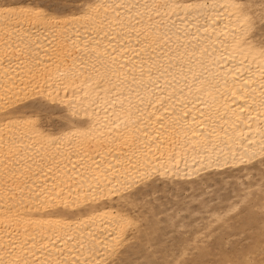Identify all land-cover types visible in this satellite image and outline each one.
<instances>
[{
    "label": "snow or ice",
    "instance_id": "6c2138e0",
    "mask_svg": "<svg viewBox=\"0 0 264 264\" xmlns=\"http://www.w3.org/2000/svg\"><path fill=\"white\" fill-rule=\"evenodd\" d=\"M77 2L81 6L72 17L75 36L69 34L68 22L45 11L44 3H0V20L16 23L14 34L0 35V72L7 75L14 62L26 69L33 83L37 78L33 73L43 72L45 82L51 80L36 55L46 45L48 63L53 62V53L57 61L59 79L54 82L62 90L78 88L83 111L98 115L99 109L112 123L91 140L67 145L69 151L61 150L62 138L45 136L35 127L34 135L41 139H33L30 130L25 135L32 143L23 147L10 143L7 151L0 150V163L6 168L13 165L0 173L5 181L18 177L27 185L33 177L58 174L71 184L75 175V186L80 191L87 188L86 202L94 198L93 191L119 185L114 190L130 197L131 204L136 199L131 190L151 176L145 161L153 145L146 129L148 120H156L157 105L167 114L156 120L160 129L167 121L171 137L165 143L178 150L173 161L190 156L198 171L247 166L258 158L259 175H242L226 192H206L192 211L218 214L199 228L175 224L163 236L147 222L137 224L127 212L120 217L118 231L103 238L90 225L32 220L16 209L15 236L7 243L0 239V264H264V231L258 243L252 241L243 251L227 248L224 257L208 259L214 254V240L232 221L241 217L264 221V0ZM216 9L226 15H213ZM180 16L194 17L195 33L187 25L177 26L174 17ZM200 20L205 23L197 27ZM257 33L259 39L253 43ZM193 98L204 110L189 120ZM253 125L260 151L234 152L238 143L241 149L245 143L255 146L253 137L244 134L252 132ZM159 135L153 133L156 143ZM218 196L227 207L206 211ZM23 211L32 209L25 206Z\"/></svg>",
    "mask_w": 264,
    "mask_h": 264
},
{
    "label": "bare ground",
    "instance_id": "6f19581e",
    "mask_svg": "<svg viewBox=\"0 0 264 264\" xmlns=\"http://www.w3.org/2000/svg\"><path fill=\"white\" fill-rule=\"evenodd\" d=\"M209 2L222 4L225 0H209ZM0 3L15 6L16 0H0ZM80 6L79 4L66 12L51 10L53 16L61 21L68 22L69 34L73 36L76 35V32L73 30L75 22L72 21V17L78 15ZM49 10V8H45V11ZM212 14L226 15L220 9L214 10ZM174 19L178 27L187 25L190 33L196 32V28L192 27L194 17L187 16L185 18L180 16L174 17ZM181 21H183V24ZM204 23V20L198 21L197 27ZM15 28L16 23L14 20L8 21L7 24L0 20V35L5 31L14 34ZM210 34L211 29L209 30ZM199 35L205 36L202 30ZM258 39L259 34L257 33L253 43L257 42ZM47 53L48 48L43 44L36 52V55L40 61L44 62L45 67L48 68L52 76V79L47 80V82H45L44 73L41 72L39 75L33 73L37 76L35 83H33L26 69L23 67L17 68L14 62L7 75L0 72V150L7 151L10 143H14L19 147L32 143L25 135L30 130H33V139H41V137L34 135V129L38 126L39 131L44 133L45 136L62 138L65 147L61 150L69 151L67 145H78L82 141L91 140L93 136L99 135L100 132H106L105 125L112 123V118L109 117L106 120L99 109H97L98 115H94L92 111H83L78 88H65L62 90L54 82L59 79L56 67L57 61L55 60V53H53V62L49 64ZM63 70V68L60 69V71ZM25 85L28 86L25 87ZM74 91L76 92L75 97L73 95ZM157 95L163 96V93L158 92ZM167 106L165 101V107ZM199 110H204L203 105L197 103L193 98L188 107L189 115L187 119L191 120L193 117H198ZM146 111L152 110L146 109ZM155 113L156 120L167 115L161 111L159 105L156 106ZM43 114L49 118L52 116L57 117L62 123L61 126L53 128L51 125H45ZM97 120H99V123H97ZM156 120H148L149 127L146 129L148 142L153 145L148 150V159L145 161L151 169V176L131 190L136 196L131 204L129 203L130 197L123 194L122 191L114 190L119 188V185H114L112 188L101 187L99 190L93 191L91 197L94 198H90L86 202L87 188L80 191L75 186V175L71 184L58 174L55 177L49 174L48 176L33 177V182L24 185L18 177H10L8 181H5L4 176L0 174V239L7 243L10 237L15 236L16 224L14 217L16 209H19L23 216L30 217L32 220L68 221L72 223L73 227L90 225L91 231L103 238H107L118 231L120 217L125 212L133 215L137 224L143 226L147 222L151 227L156 228L158 226L157 216L153 214L154 216L150 218L145 211L141 210L143 206L141 203H148L149 194H154L156 187H161L162 191H167L165 185L169 184L176 191H179L183 185H186L189 190L195 191L209 187V182H216L218 177L221 179L219 182H227V180L233 179V182L239 183L242 175H259L261 165L258 158L247 166L236 164L231 167L209 168L207 170L199 168L198 171H194V169H198V164L190 156L186 161L179 158L173 161L172 156L173 154L178 156V150L165 143L171 137V133L167 130V121H164L165 128L160 129ZM255 127L253 125L252 132L246 131L244 133L245 136L251 135L253 137L255 146L245 143L243 149H241L238 143L233 148L234 152H241L242 154L243 150L260 151L259 136L255 132ZM157 131L160 132L159 143L155 142L153 136V133ZM225 151L227 150L225 149ZM2 159L3 157H0V160ZM199 159H202V157ZM72 161L73 163L77 162L75 156L72 157ZM12 167V164H8L6 168L3 163H0V173ZM241 168L244 169L243 173L239 171ZM25 206L31 208L32 211L24 212ZM37 207L40 208L39 212L36 211ZM9 209L13 211L10 212ZM49 213H52V215H49ZM88 217H92V219L89 220ZM81 221L85 223L81 224ZM9 225H12V227L9 228Z\"/></svg>",
    "mask_w": 264,
    "mask_h": 264
},
{
    "label": "rangeland",
    "instance_id": "374dc122",
    "mask_svg": "<svg viewBox=\"0 0 264 264\" xmlns=\"http://www.w3.org/2000/svg\"><path fill=\"white\" fill-rule=\"evenodd\" d=\"M37 2L44 3L50 10L58 12H66L80 4L77 0H37ZM43 122L53 128L60 127L62 124L57 117L52 116L49 118L45 115L43 116ZM216 180V182H209V187L195 191L189 190L186 185H183L179 191H176L169 184L165 185L167 191H162L161 187H156L155 193L149 194L148 203H141L143 205L141 210L145 211L150 218L154 215L157 216L158 226L156 228L160 230L161 236L166 231H170L175 224H180L182 228L190 225H194L196 228L202 227L218 214L217 211H212L211 216H206L198 211H192L198 208L205 193L208 191L216 193L218 190L226 192L227 189L236 184L233 179H229L227 182H219L221 179L218 177ZM208 199L211 198L208 197ZM227 203V201L220 200L218 196L217 203L211 204L206 211L227 207ZM173 217H175V220L172 219ZM213 227L217 226L213 225ZM262 231H264V221H261L259 217H241L232 221L228 225L227 231L221 230L219 238L214 240L212 249L214 254H210L208 259L216 260L224 257L227 248L243 251L252 241L259 242Z\"/></svg>",
    "mask_w": 264,
    "mask_h": 264
}]
</instances>
